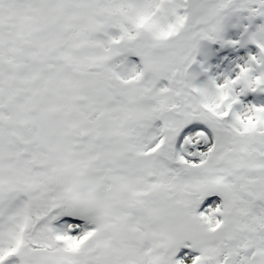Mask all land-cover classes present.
Masks as SVG:
<instances>
[{
	"label": "snow or ice",
	"instance_id": "1",
	"mask_svg": "<svg viewBox=\"0 0 264 264\" xmlns=\"http://www.w3.org/2000/svg\"><path fill=\"white\" fill-rule=\"evenodd\" d=\"M0 264H264V0H0Z\"/></svg>",
	"mask_w": 264,
	"mask_h": 264
}]
</instances>
